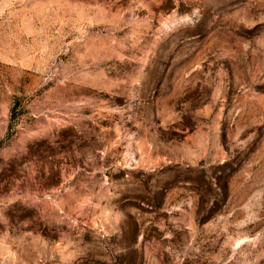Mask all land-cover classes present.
Here are the masks:
<instances>
[{
    "label": "rangeland",
    "instance_id": "374dc122",
    "mask_svg": "<svg viewBox=\"0 0 264 264\" xmlns=\"http://www.w3.org/2000/svg\"><path fill=\"white\" fill-rule=\"evenodd\" d=\"M0 264H264V0H0Z\"/></svg>",
    "mask_w": 264,
    "mask_h": 264
}]
</instances>
